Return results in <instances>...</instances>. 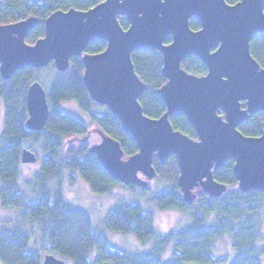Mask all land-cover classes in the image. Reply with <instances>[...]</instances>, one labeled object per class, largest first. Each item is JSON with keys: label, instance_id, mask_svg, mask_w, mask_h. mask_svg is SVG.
I'll return each mask as SVG.
<instances>
[{"label": "trees", "instance_id": "16d2710c", "mask_svg": "<svg viewBox=\"0 0 264 264\" xmlns=\"http://www.w3.org/2000/svg\"><path fill=\"white\" fill-rule=\"evenodd\" d=\"M102 1L0 0V24L15 23L29 16L39 17L38 25L26 39L34 44L44 36V22L55 10L72 7L87 10ZM238 1L227 0L230 4ZM119 21L124 29L129 27L126 17L119 16ZM190 26L194 30L200 28L195 18L190 20ZM171 39L169 37L166 43ZM106 46V41L95 39L88 45L87 52L99 53ZM251 53L264 67V34L253 38ZM132 61L136 74L145 83V90L138 98L143 111L151 118H160L167 110L160 94L166 83L163 54L160 50L136 49L132 52ZM182 67L199 76L208 71L193 55L183 60ZM45 68L54 71L49 86L45 87L50 114L44 128L28 132L25 129L29 117L28 90L34 82H41L40 72ZM84 70L82 59L74 56L65 71L57 70L53 62L43 68L26 66L9 78H4L0 71V101L4 105L0 132V207L19 209L17 214L0 218V264H42L47 254L56 255L69 264H263L264 189L240 190L233 159L214 170L215 178L228 186L226 193L214 198L201 192L193 201H187L178 186L177 156L172 155L165 162L154 156L155 178L168 182L170 187L155 192L150 200L161 211H179L186 218V224L161 233L153 211L125 199L111 207L102 221L110 231L124 236L133 234L143 243L151 241L152 247L147 252L113 247L88 212L66 201L63 191L66 171L71 172L70 180L72 172H78L96 194H111L116 186L127 191L138 189L136 185L114 180L98 156L90 152L91 142L70 141L74 137L87 136L90 126L62 112L58 105L63 101H74L89 115L92 125L118 140L126 158L139 150L133 136L123 129L111 109L92 98L83 80ZM218 112L224 115L222 109ZM170 121L176 130L198 139L185 113L171 115ZM239 129L245 135H261L264 112L251 114ZM28 141V148L37 155L40 152L43 157L39 171L22 179L21 154ZM224 236L231 239L232 260L215 254V245ZM168 248L171 259L164 261Z\"/></svg>", "mask_w": 264, "mask_h": 264}, {"label": "water", "instance_id": "95a60500", "mask_svg": "<svg viewBox=\"0 0 264 264\" xmlns=\"http://www.w3.org/2000/svg\"><path fill=\"white\" fill-rule=\"evenodd\" d=\"M119 16L128 20L127 29ZM192 18L199 29L191 28ZM38 23V17L29 16L0 24L1 74L9 78L26 66L43 68L51 62L65 71L72 57H80L90 95L111 109L139 148L126 158L121 143L97 129L101 138L89 149L114 180L146 188L157 175L154 156L165 162L176 155L178 186L187 201L197 197L193 190L198 187L214 198L226 193L228 186L215 178L214 170L230 159L240 190L264 189V131L249 136L239 129L251 114L264 112V67L251 53L253 38L264 34V0H103L88 10L54 11L46 19L45 35L29 44L26 37ZM95 39L106 41V49L87 52ZM136 49L163 54L166 83L160 94L167 110L160 118L147 116L139 102L145 83L134 69ZM190 55L207 66L206 74L182 67ZM27 107L25 129L44 128L50 105L38 81L29 87ZM177 112L187 115L198 139L173 127L170 116ZM21 160L34 163L38 156L24 147ZM42 264L67 262L47 254Z\"/></svg>", "mask_w": 264, "mask_h": 264}, {"label": "rangeland", "instance_id": "374dc122", "mask_svg": "<svg viewBox=\"0 0 264 264\" xmlns=\"http://www.w3.org/2000/svg\"><path fill=\"white\" fill-rule=\"evenodd\" d=\"M40 83L43 87L49 86V80L54 73L50 68H45L41 72ZM59 109L67 114H70L80 120H83L90 126V133L87 136L72 138L70 141L75 142L78 140H87L92 144L98 142L101 138V134L97 128L92 125L89 115H87L74 101H63L58 105ZM4 120V105L0 101V132L2 130ZM29 141L24 147L29 146ZM38 160L34 163H24L22 169V179L30 177L35 172L39 171L43 155L39 152ZM69 171L65 172V179L63 184V191L66 197V201L75 207L83 209L91 216L93 223L96 227L106 235L110 244L121 250L134 251V252H147L152 247V242H141L135 235L124 236L121 233L113 232L103 226V218L111 207L118 203L121 199H125L130 202L140 203L145 210L154 212L155 224L159 232L165 233L171 228H179L186 224V218L177 210L161 211L150 200V197L157 191L170 187V184L166 181L155 178L149 181V187H138L136 191H127L122 186H116L113 188L111 194H96L93 193L89 185L83 180L78 172H72L73 178L70 180ZM1 183V182H0ZM1 185V184H0ZM151 189L146 191V189ZM203 190L198 187L193 190V193L198 195ZM19 213L17 208L4 209L0 207V218L4 216L14 215ZM264 216V214H263ZM215 254L220 257H227L229 260L233 258L232 242L229 236H224L219 239L215 245ZM171 259V253L169 248L164 255V261ZM67 264H69L67 262ZM264 264V257H263Z\"/></svg>", "mask_w": 264, "mask_h": 264}, {"label": "flooded vegetation", "instance_id": "af4514ba", "mask_svg": "<svg viewBox=\"0 0 264 264\" xmlns=\"http://www.w3.org/2000/svg\"><path fill=\"white\" fill-rule=\"evenodd\" d=\"M74 8H75V7H74ZM69 9H70V8H69ZM57 10H58V9H57ZM62 10H68V9H62ZM87 10H88V9H87ZM55 11H56V10H55ZM52 13H53V12H52ZM52 13H51V14H52ZM36 17H37V16H36ZM38 18H39V17H38ZM46 19H47V18H46ZM45 22H46V20H45ZM45 22H44V26H45ZM32 30H33V29H32ZM32 30H31V31H32ZM29 34H30V33H29ZM44 35H45V33H44ZM28 36H29V35H28ZM28 36H27V37H28ZM27 37H26V39H27ZM101 40H102V39H101ZM36 41H37V40H36ZM36 41H35V42H36ZM26 42H27V41H26ZM27 43H28V42H27ZM29 44H30V43H29ZM89 44H90V43H89ZM87 47H88V46H87ZM86 51H87V49H86ZM77 57H78V56H77ZM72 58H73V57H72ZM51 63H52V62H51ZM245 106H246V103H245ZM230 160H232V159H230Z\"/></svg>", "mask_w": 264, "mask_h": 264}]
</instances>
